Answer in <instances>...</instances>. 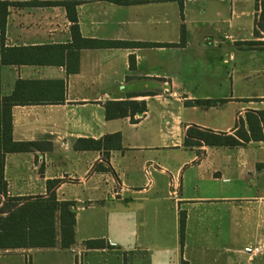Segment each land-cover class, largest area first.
<instances>
[{
    "label": "crops",
    "instance_id": "obj_1",
    "mask_svg": "<svg viewBox=\"0 0 264 264\" xmlns=\"http://www.w3.org/2000/svg\"><path fill=\"white\" fill-rule=\"evenodd\" d=\"M33 1L0 0V98L17 102L13 141L39 144L6 155L0 208L55 193L76 204L75 244L0 249V264H264V141L185 144L192 126L233 134L264 111L262 1L84 2L82 38L160 45L97 49L74 47L64 7ZM125 101L147 111L107 119ZM115 134L120 148H75Z\"/></svg>",
    "mask_w": 264,
    "mask_h": 264
},
{
    "label": "trees",
    "instance_id": "obj_2",
    "mask_svg": "<svg viewBox=\"0 0 264 264\" xmlns=\"http://www.w3.org/2000/svg\"><path fill=\"white\" fill-rule=\"evenodd\" d=\"M97 0H64L60 2H33L27 4L39 7H64L67 11L68 19L72 23V34L74 47L78 49L97 48H136V47H160L156 44L129 43V42H104L98 40L84 39L81 36L77 6L84 2ZM128 5L133 3L130 0H101ZM173 1V0H166ZM260 1V0H256ZM262 1V14L260 29L264 30V0ZM10 3L0 2L1 8H7ZM5 27V16L0 13V31ZM130 67H135V58H130ZM14 97L0 98V193H6V188H2L5 158L8 153L31 152L39 148L38 143H17L12 137V116L11 109L16 104ZM192 105L210 107L217 104L215 101H195ZM147 111L145 102L125 101L110 102L106 104L107 119H118L131 117L132 123L136 115H143ZM264 141V111H250L246 115V120L241 119L237 129L233 134L215 133L210 130H203L192 126L187 131V147H226L235 148L247 145L250 142ZM109 142L121 146V135L115 134L106 137L102 141L81 139L75 148L77 151L100 150L107 148ZM57 182L56 184H58ZM76 204L73 202H59L53 193L49 198H14L8 205L0 208V249L19 248H52L60 239L63 248H70L75 244L76 225ZM186 215H181V235L185 232ZM59 226V229H58ZM88 248H101L102 242H88ZM183 264H188L183 262Z\"/></svg>",
    "mask_w": 264,
    "mask_h": 264
},
{
    "label": "built area",
    "instance_id": "obj_3",
    "mask_svg": "<svg viewBox=\"0 0 264 264\" xmlns=\"http://www.w3.org/2000/svg\"><path fill=\"white\" fill-rule=\"evenodd\" d=\"M246 251H247L248 253H257L259 250H258V249L253 250V249L249 248V249H247Z\"/></svg>",
    "mask_w": 264,
    "mask_h": 264
}]
</instances>
